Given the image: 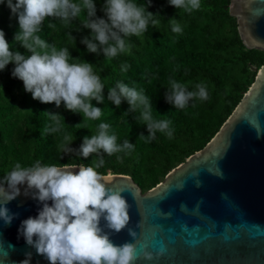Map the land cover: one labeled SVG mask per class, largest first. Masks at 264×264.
I'll list each match as a JSON object with an SVG mask.
<instances>
[{
  "label": "trees",
  "instance_id": "obj_1",
  "mask_svg": "<svg viewBox=\"0 0 264 264\" xmlns=\"http://www.w3.org/2000/svg\"><path fill=\"white\" fill-rule=\"evenodd\" d=\"M230 2L0 0V181L70 164L163 181L264 65Z\"/></svg>",
  "mask_w": 264,
  "mask_h": 264
},
{
  "label": "water",
  "instance_id": "obj_2",
  "mask_svg": "<svg viewBox=\"0 0 264 264\" xmlns=\"http://www.w3.org/2000/svg\"><path fill=\"white\" fill-rule=\"evenodd\" d=\"M264 50V0H231ZM0 264H264V65L214 137L143 192L78 164L0 181Z\"/></svg>",
  "mask_w": 264,
  "mask_h": 264
}]
</instances>
